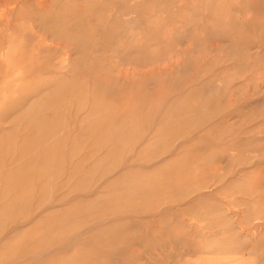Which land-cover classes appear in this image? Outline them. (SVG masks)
Segmentation results:
<instances>
[{
    "label": "rangeland",
    "instance_id": "374dc122",
    "mask_svg": "<svg viewBox=\"0 0 264 264\" xmlns=\"http://www.w3.org/2000/svg\"><path fill=\"white\" fill-rule=\"evenodd\" d=\"M0 264H264V0H0Z\"/></svg>",
    "mask_w": 264,
    "mask_h": 264
},
{
    "label": "bare ground",
    "instance_id": "6f19581e",
    "mask_svg": "<svg viewBox=\"0 0 264 264\" xmlns=\"http://www.w3.org/2000/svg\"><path fill=\"white\" fill-rule=\"evenodd\" d=\"M190 45V44H189ZM167 67V66H166ZM215 90V89H214ZM3 141V140H2ZM7 141V140H6ZM47 143V142H46ZM233 150V149H232ZM26 152V151H25ZM29 154V153H28ZM27 154V155H28ZM34 154V153H33ZM23 157V156H22ZM24 157H26V156H24ZM30 158V157H29ZM24 159V158H23ZM32 159V158H31ZM19 160H21V158L19 159ZM27 160V159H26ZM27 163V162H26ZM14 166V165H13ZM21 166H23V165H21ZM20 165H19V167H21ZM15 167V166H14ZM17 167V166H16ZM2 168H3V166H2ZM13 168V167H12ZM7 169V168H6ZM7 170H9V169H7ZM11 170V169H10ZM16 175V174H15Z\"/></svg>",
    "mask_w": 264,
    "mask_h": 264
}]
</instances>
